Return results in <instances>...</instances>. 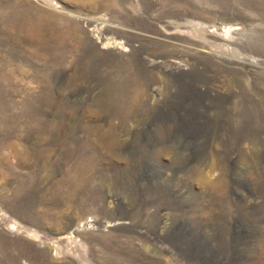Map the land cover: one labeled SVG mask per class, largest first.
<instances>
[{
  "label": "rangeland",
  "instance_id": "rangeland-1",
  "mask_svg": "<svg viewBox=\"0 0 264 264\" xmlns=\"http://www.w3.org/2000/svg\"><path fill=\"white\" fill-rule=\"evenodd\" d=\"M0 112V264H264V0H0Z\"/></svg>",
  "mask_w": 264,
  "mask_h": 264
},
{
  "label": "bare ground",
  "instance_id": "bare-ground-1",
  "mask_svg": "<svg viewBox=\"0 0 264 264\" xmlns=\"http://www.w3.org/2000/svg\"><path fill=\"white\" fill-rule=\"evenodd\" d=\"M39 46H40V44H39ZM3 106H4V104H3ZM4 107H5V106H4ZM2 108H3V107H2ZM6 110H7V109H6ZM0 113H1V112H0ZM1 114H2V113H1ZM1 114H0V117L2 116ZM7 114H8V113H7ZM6 117H7V115H6ZM1 118H2V117H1ZM13 119H14V118H13ZM13 121H14V120H13ZM15 122H16V121H15ZM15 122H14V123H15ZM16 124H17V123H16ZM12 127H13V126H12Z\"/></svg>",
  "mask_w": 264,
  "mask_h": 264
}]
</instances>
